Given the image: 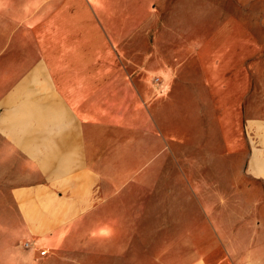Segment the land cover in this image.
Here are the masks:
<instances>
[{
  "label": "crops",
  "instance_id": "obj_1",
  "mask_svg": "<svg viewBox=\"0 0 264 264\" xmlns=\"http://www.w3.org/2000/svg\"><path fill=\"white\" fill-rule=\"evenodd\" d=\"M211 9L0 0V264H264V60Z\"/></svg>",
  "mask_w": 264,
  "mask_h": 264
},
{
  "label": "rangeland",
  "instance_id": "obj_2",
  "mask_svg": "<svg viewBox=\"0 0 264 264\" xmlns=\"http://www.w3.org/2000/svg\"><path fill=\"white\" fill-rule=\"evenodd\" d=\"M210 2L211 6L216 9V15L211 9V15L214 16V28L210 30V33L215 32L219 27L225 25L231 19L237 20L242 26L246 28L252 39L251 41H249L251 50L249 48V50L245 49V51H243L246 55V58L264 60V0H210ZM253 43H258L256 49L253 48ZM244 48H246V46L238 47V51ZM151 58L152 56L150 57L149 55H146L143 61L139 60V67L144 68V61H146V63L151 67ZM246 63L248 64V62ZM150 67L147 66V69H149ZM130 69H132V67H130ZM150 69L153 70V66ZM232 73L233 72H229V75H232ZM158 97L160 96L158 95ZM150 107L152 111V105ZM216 111V108H213L211 110L212 116L215 115ZM247 111V109H242L241 117L243 122ZM243 131L244 125H242V132ZM209 176L210 177L207 176V180L208 184L211 186V192H213L214 185H217L219 181H222V174L210 173ZM242 183L243 186H245L246 184L252 185L256 183L248 176H244V169ZM244 188L245 187H243L242 189ZM262 195L264 196V192ZM7 207L9 208L10 206ZM9 223L10 222L3 217L2 220H0V259L3 258L7 260L8 258H11L12 261V256L16 255V253L11 250L14 249L18 243L17 237L20 229L15 227V229L11 230L10 228L13 227L8 226Z\"/></svg>",
  "mask_w": 264,
  "mask_h": 264
},
{
  "label": "built area",
  "instance_id": "obj_3",
  "mask_svg": "<svg viewBox=\"0 0 264 264\" xmlns=\"http://www.w3.org/2000/svg\"><path fill=\"white\" fill-rule=\"evenodd\" d=\"M157 82H158V80H157ZM26 246H28V244H26Z\"/></svg>",
  "mask_w": 264,
  "mask_h": 264
}]
</instances>
